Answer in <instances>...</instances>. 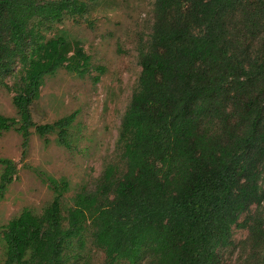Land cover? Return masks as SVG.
<instances>
[{"label": "trees", "instance_id": "trees-1", "mask_svg": "<svg viewBox=\"0 0 264 264\" xmlns=\"http://www.w3.org/2000/svg\"><path fill=\"white\" fill-rule=\"evenodd\" d=\"M97 2L0 0V86L19 113L0 114V130L25 146L31 128L69 146L77 112L38 124L31 106L59 69H95L97 82L105 67L43 26L87 20ZM138 58L117 159L71 204L69 183L48 180L54 195L40 213L24 208L0 225L3 264H229L230 247L242 252L237 264H264V0H155ZM0 163L2 197L18 167ZM235 228L247 236L236 242Z\"/></svg>", "mask_w": 264, "mask_h": 264}, {"label": "rangeland", "instance_id": "rangeland-1", "mask_svg": "<svg viewBox=\"0 0 264 264\" xmlns=\"http://www.w3.org/2000/svg\"><path fill=\"white\" fill-rule=\"evenodd\" d=\"M154 1L98 0L87 20L65 16L61 21L44 24L47 36L66 33L70 39L79 41L91 55L93 64L104 66L105 71L97 82L92 77L97 74L95 69L80 77L61 68L44 79L40 96L31 106L33 119L38 124L52 123L77 112L69 130L68 147L59 143L56 133L45 138L31 128L25 146L16 130H0V158L11 159L18 167L13 182L0 196V225L24 208L40 213L54 195L48 184L51 179L69 183L65 202L71 204L79 190L95 189L105 164L117 159L122 118L142 69L138 44L151 33ZM14 81L12 75L5 78L11 86ZM13 94L0 86V114L18 118ZM2 171L0 163V177ZM247 233L246 229L235 228V241L245 238ZM233 248L225 252L229 264L242 260L239 247ZM5 251L0 231V264L5 260Z\"/></svg>", "mask_w": 264, "mask_h": 264}]
</instances>
